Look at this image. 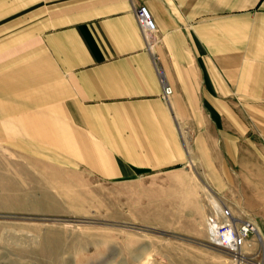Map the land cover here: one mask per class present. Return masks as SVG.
Returning <instances> with one entry per match:
<instances>
[{"label": "crops", "instance_id": "1", "mask_svg": "<svg viewBox=\"0 0 264 264\" xmlns=\"http://www.w3.org/2000/svg\"><path fill=\"white\" fill-rule=\"evenodd\" d=\"M134 3L156 20L170 102ZM251 121L264 133V0H0V179L1 149L107 179L177 169L181 123L222 189Z\"/></svg>", "mask_w": 264, "mask_h": 264}, {"label": "rangeland", "instance_id": "2", "mask_svg": "<svg viewBox=\"0 0 264 264\" xmlns=\"http://www.w3.org/2000/svg\"><path fill=\"white\" fill-rule=\"evenodd\" d=\"M256 124L237 142L233 182L222 189L181 123L186 164L134 180L1 149L0 264H264V133ZM211 199L257 225L238 258L208 238Z\"/></svg>", "mask_w": 264, "mask_h": 264}, {"label": "built area", "instance_id": "3", "mask_svg": "<svg viewBox=\"0 0 264 264\" xmlns=\"http://www.w3.org/2000/svg\"><path fill=\"white\" fill-rule=\"evenodd\" d=\"M133 8L141 33L145 38L147 48L153 55V61L163 84L162 96L165 101L170 102L173 88L165 76L159 55L154 52V46L159 41V29L156 20L147 5L134 3ZM206 224L209 240L213 244L228 250L236 258L242 254V249L251 234L257 232V225L254 220L238 218L231 205L224 202L209 207Z\"/></svg>", "mask_w": 264, "mask_h": 264}, {"label": "bare ground", "instance_id": "4", "mask_svg": "<svg viewBox=\"0 0 264 264\" xmlns=\"http://www.w3.org/2000/svg\"><path fill=\"white\" fill-rule=\"evenodd\" d=\"M152 54V53H151ZM7 203V202H6ZM210 206H216V205H218L219 204V202L217 201V200H215V199H211L210 200ZM19 205H22V204H19ZM25 206V205H24ZM210 206H208V207H210ZM7 207V206H6ZM16 207V206H15ZM18 207V206H17ZM54 251V250H53ZM52 260V259H51Z\"/></svg>", "mask_w": 264, "mask_h": 264}]
</instances>
